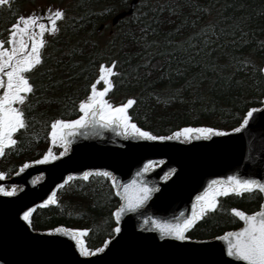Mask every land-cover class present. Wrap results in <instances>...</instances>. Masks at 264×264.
I'll use <instances>...</instances> for the list:
<instances>
[{
    "label": "trees",
    "instance_id": "1",
    "mask_svg": "<svg viewBox=\"0 0 264 264\" xmlns=\"http://www.w3.org/2000/svg\"><path fill=\"white\" fill-rule=\"evenodd\" d=\"M47 1L63 17L56 21L55 34L45 33L42 64L28 74L34 92L22 106L27 126L0 157L6 176L46 152L53 120L79 116V101L101 63L117 62L107 100L119 105L133 99L127 110L131 121L154 135L187 126L230 130L264 99L259 71L264 66V0H139L113 26L111 18L130 0ZM28 2L0 6V40L6 42L7 30L25 15ZM52 150L58 153L60 147ZM55 200L34 210L33 229H87L84 240L91 250L113 235L112 213L119 199L107 177L72 179L57 190ZM218 200V210L199 220L186 233L189 238L207 239L238 228L241 222L227 210L251 213L262 197L253 192Z\"/></svg>",
    "mask_w": 264,
    "mask_h": 264
},
{
    "label": "water",
    "instance_id": "2",
    "mask_svg": "<svg viewBox=\"0 0 264 264\" xmlns=\"http://www.w3.org/2000/svg\"><path fill=\"white\" fill-rule=\"evenodd\" d=\"M138 1L130 0L127 9L118 11L110 20L111 26L130 15ZM252 108L258 111L239 132L220 130L226 135L207 140L145 141L127 136L115 125H90L69 136L66 149L61 147L54 154L55 160L32 163L42 159L44 153L24 162L22 165L29 166L23 171L21 165L10 176L3 174L0 188L8 187L14 194L0 193V264H243L228 257L225 242L216 239L223 233L207 239L179 241L162 236L152 221L175 223L181 213L190 214L195 197L210 180L226 179L229 175L264 180V103ZM52 146L50 143L46 151ZM148 161H153V166L144 172ZM170 170L168 178L161 179ZM97 171L110 174L107 178L119 199L113 212L124 203L117 192L125 184L136 181L154 190L134 211L121 213L120 232L114 231L106 239L107 245L103 242L102 252L85 257L62 233L33 229L30 218L36 208L54 205L42 206L49 195L55 198L56 191L71 179H84L85 172L90 176ZM29 208V221H24L22 214ZM114 220L117 227L115 217ZM58 227L68 228L54 229Z\"/></svg>",
    "mask_w": 264,
    "mask_h": 264
},
{
    "label": "snow or ice",
    "instance_id": "3",
    "mask_svg": "<svg viewBox=\"0 0 264 264\" xmlns=\"http://www.w3.org/2000/svg\"><path fill=\"white\" fill-rule=\"evenodd\" d=\"M9 4L10 0H0V6ZM62 17L63 12L61 10L51 11L44 17L38 14L20 15L7 30L6 42L0 40V155L4 154L6 148L15 146L14 135L27 126L22 106L27 102L29 94L34 92V85L30 82L28 74L42 64V48L46 44L45 33L55 34L58 31L56 21ZM116 64L115 60L107 65L99 64L96 80L89 85L86 98L79 101L78 111L80 115L78 118L71 120L55 119L50 123V131L47 135L52 145H59L66 149L69 143L68 137L76 134L79 129L87 128L90 125H99L103 128L115 125L117 130H123L127 136L145 141L162 142L180 140L181 138L186 141L192 139L207 140L212 136L226 135V133L211 127H184L168 136L154 135L138 127L131 122L127 111L135 103L133 99L129 98L126 102L113 105L105 98L114 87L111 78L117 74L114 71ZM259 71L264 74V67H261ZM101 82L102 87L98 88L97 85ZM256 111H258L256 108L248 109L239 127L233 128L231 131L239 132L243 129ZM60 155H64V152H61ZM56 158V155L49 148L42 159L32 163H46ZM153 163V161L146 162L142 171L147 172ZM28 166L25 163L20 170L23 171ZM171 171L165 172L161 179H167ZM96 174L105 177L110 175L106 171H97ZM2 175L3 173H0V176ZM88 176L89 173L87 172L83 174L84 179H87ZM153 190L147 185L132 181L125 184L122 191L117 192L124 203L112 213L117 221V227L113 231L120 232L121 213L126 210L134 211L149 199ZM253 192H258L264 197V180L243 178L237 175H229L226 179L210 180L207 187L195 197L190 214L181 213L180 217L176 218L175 223L153 220L152 224L162 236H171L176 240L184 241L189 239L186 233L197 221L208 213L218 210L219 197L230 194L241 196L244 193ZM0 193L5 196L14 194L12 190L6 191L3 188H0ZM55 203L54 196L49 195L43 201L42 206ZM227 211L232 217L242 222V227L237 230L227 231L216 237V239L225 242L227 256L233 257L243 264H264V199L261 200L258 210L251 213L235 207ZM31 212L32 209L29 208L23 212L21 218L24 221H29ZM50 231L62 233L69 237L81 256H91L104 250L102 247H97L93 251L86 247L83 238L87 235V229L58 227ZM104 244L107 245L108 241L105 240Z\"/></svg>",
    "mask_w": 264,
    "mask_h": 264
},
{
    "label": "rangeland",
    "instance_id": "4",
    "mask_svg": "<svg viewBox=\"0 0 264 264\" xmlns=\"http://www.w3.org/2000/svg\"><path fill=\"white\" fill-rule=\"evenodd\" d=\"M54 11L53 7L47 0H31V2H28L25 7V15L27 16L29 14H38L41 17L46 16L49 12ZM42 22H45L42 20ZM108 29H104V32H107ZM5 46H7L5 44ZM102 87V82L100 83ZM5 190H9L8 187L5 188Z\"/></svg>",
    "mask_w": 264,
    "mask_h": 264
}]
</instances>
